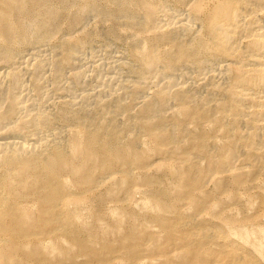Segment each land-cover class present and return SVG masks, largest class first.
I'll use <instances>...</instances> for the list:
<instances>
[{
	"label": "bare ground",
	"instance_id": "bare-ground-1",
	"mask_svg": "<svg viewBox=\"0 0 264 264\" xmlns=\"http://www.w3.org/2000/svg\"><path fill=\"white\" fill-rule=\"evenodd\" d=\"M150 1L0 0V264H264V192L239 200L264 168V0ZM92 18L109 24L92 31ZM123 30L132 79L123 55H81ZM207 48L226 63L207 69ZM198 75L225 79L204 85L219 100L195 95ZM49 106L75 122L69 138L42 130ZM110 106L151 155L138 134L121 143L118 115L97 121Z\"/></svg>",
	"mask_w": 264,
	"mask_h": 264
},
{
	"label": "rangeland",
	"instance_id": "rangeland-1",
	"mask_svg": "<svg viewBox=\"0 0 264 264\" xmlns=\"http://www.w3.org/2000/svg\"><path fill=\"white\" fill-rule=\"evenodd\" d=\"M147 1H150V0H147ZM152 1V0H151ZM150 1V2H151ZM164 4H166V9H169L170 8V10H176V11H178V12H180L181 11V9H182V11H183V7L182 6H180L178 3H176L174 0H164ZM170 6V7H169ZM169 7V8H168ZM181 11V12H182ZM96 19H94V18H92V19H89V23L87 24V25H89V26H87L88 28L90 27V29L92 28V31H96V30H98L96 27H94V26H99V27H101V30H104L105 28H107V25L109 24V22H100V21H96ZM96 23V24H95ZM193 23H194V25H196V28L198 29V34H199V32L201 33L202 32V20H201V18H197V20H194L193 21ZM198 25V26H197ZM105 27V28H104ZM94 28V29H93ZM125 32V33H124ZM135 33L134 32H132V31H130V30H123V32H122V37L121 38H116V37H114V38H112L111 36H107L106 34H99L98 33V35H97V33L94 35L95 37H93L92 39L93 40H91V41H88L89 43H87L86 45H85V47L83 48V50H82V53H81V55L83 56V57H85L86 56V58H88V57H92V55H96V56H100V57H102L103 56V58H105L106 57V55H108V56H120V57H122L121 55H123V57L122 58H124V61H126L125 62V64H126V66H120V71H119V75H121L122 77H126V76H128V77H130V76H132V77H130L131 79L133 78V77H135L134 76V70H136L137 68H138V66H139V61H137L138 59H136L137 57H133V48H132V44H133V42L135 41ZM100 35V36H99ZM133 35V36H132ZM148 35V34H147ZM201 35V34H200ZM99 36V37H98ZM130 36V37H129ZM201 36H204L203 34L201 35ZM110 37V38H109ZM128 37V38H127ZM112 38V39H111ZM116 38V39H115ZM114 39V40H113ZM208 46V45H207ZM111 53V54H110ZM85 54V55H84ZM92 54V55H91ZM104 54H105V56H104ZM81 56V57H82ZM88 56V57H87ZM82 57V58H83ZM135 58V59H134ZM203 58L204 59H206L208 62L210 61V63H204V65H206L205 67L207 68V67H211V68H215V67H217V66H219V65H217V64H219L220 63V65H222L223 63H224V61H225V59L226 58H224L223 57V55H220L219 53H217L215 50H209V48H207V49H203L202 50V53L201 54H198V60L200 59V60H203ZM220 59V60H219ZM205 60V61H206ZM73 61H75V60H73ZM204 61V62H205ZM169 62H171L172 63V66H179V62L177 61V60H170ZM223 62V63H222ZM212 63V64H211ZM225 63H226V61H225ZM224 63V64H225ZM212 66H211V65ZM214 64V65H213ZM208 69V68H207ZM205 71H206V69H205ZM90 73V72H89ZM205 73V72H204ZM208 74V73H207ZM207 74H205L206 76H207ZM199 77H198V81H200L201 82V84H200V82H198V90H195L194 91V93H195V95L197 96V95H199V96H201V95H206V92H208V94H210V93H212V91H213V93L215 92V99H214V101H216V100H219L220 99V97H221V95L220 94H218V93H216L217 91H214V90H211L212 89V86L211 85H206V86H204L206 83H208L209 81H211V80H213V79H208V78H206V80H202L201 79V77L203 76L204 77V75H198ZM202 77V78H203ZM216 79V80H215ZM213 81L216 83V84H218L217 82H220L219 84H221L224 80H222V78H221V80H220V78H215ZM69 80H72V78L71 79H68V83L70 82ZM208 81V82H207ZM217 81V82H216ZM222 81V82H221ZM72 82V81H71ZM203 83V84H202ZM91 84H94L93 82H91ZM224 82H223V86H224ZM204 86V88H203V86ZM202 87V88H201ZM78 92L80 91V90H77ZM219 97V98H218ZM112 106H113V104H112ZM112 106H110L112 109H110L112 112L110 113V114H107V115H105V116H103L102 114V116L103 117H100L101 115H96V116H99V118L98 117H96V119H97V121H102V122H104L105 120V123H112V122H110V121H108L109 120V117L112 115V114H114V111H115V108H113ZM51 108V110H49ZM54 109V110H53ZM60 109V107H52V106H49V108L48 107H46L45 108V111H46V113H48V114H52L51 115V117H53V116H56L57 114H59V110ZM114 109V110H113ZM118 109H120V108H118ZM122 109H120L119 111H117V114H115L116 115V118H118V116L120 117V121L118 122V123H116V124H114V125H116L117 126V128L118 129H120V130H124V132H125V134L124 135H122V136H124V137H122L121 138V143L122 144H125V142H128V141H130V139H129V137L131 138L133 135H137L138 134V136L136 137L137 139H140V143H139V140H136V142L140 145V147H141V149L142 150H144V151H146V154H149V155H151L152 154V150H150L151 148L149 147V145H148V141H147V137H145V135H141V133L138 131V130H134L133 128V131L131 130V128H126L125 126V128L123 127V125H124V123H123V121H125L124 120V117H125V115L129 112L128 110L127 111H125L124 110V112L123 111H121ZM48 111V112H47ZM122 113H121V112ZM119 112H120V114H119ZM57 113V114H56ZM171 113H173L172 112V110H169V111H167V115L169 116ZM106 114V113H105ZM115 115H112V116H115ZM118 115V116H117ZM106 116H108V119H107V117ZM111 116V117H112ZM110 117V118H111ZM55 118V119H54ZM103 118H106L105 120L103 119ZM53 121H51V123H49V126L48 125H46V127L45 128H42V130L43 131H49V130H51V129H56V130H58V129H63V131H65V134H66V139L67 138H69V136L71 135L69 132H71L72 133V131L73 130H75V127H76V125L74 124L75 122H71V121H62V119H60L58 116L57 117H53ZM101 119H103V120H101ZM122 119V120H121ZM121 122V123H120ZM123 123V124H122ZM66 124V125H65ZM60 125V126H59ZM75 125V126H74ZM189 126H190V129H192L193 128V124H189ZM58 127V128H57ZM61 127V128H60ZM65 127V128H64ZM121 127V128H120ZM48 128H51V129H48ZM127 131V132H126ZM132 131V132H131ZM138 132V133H137ZM132 135V136H131ZM124 138V139H123ZM126 138V139H125ZM124 140H126V141H124ZM180 140H183L182 142H181V144L182 145H184V142H185V140H186V138H180ZM147 141V142H146ZM178 141H179V139H178ZM66 142V141H65ZM146 143V144H145ZM68 143H64V146L66 147V145H67ZM149 147V148H148ZM151 151V152H150ZM155 158V157H154ZM153 158V160H152V162H154V161H158L156 158L154 159ZM240 158H242V157H240ZM172 160H176L174 157H172ZM156 163V162H155ZM154 168V167H153ZM153 168H151V177L154 179V180H158L159 179V181L161 182L160 184H159V186L161 187V186H163V187H165L166 185H168V183H170V178H169V176H165L164 174H162V172H161V170H158V169H156V168H154V170H153ZM256 175H258L257 177H255V179H253L252 178V180L249 182V184L247 185V184H245V185H242V186H240L239 187V195H240V197H239V200H244L245 199V195H247L248 193H251V194H260V193H262V192H264V168H262V169H260L258 172H256L255 173ZM136 175H137V172H136ZM256 175H253V176H256ZM157 178V179H156ZM111 182H108V184H110ZM252 184V185H251ZM138 187V185H136L135 187H134V192H133V195L131 196V198H130V204H126V205H128L129 206V208L130 209H132V210H134V208H136V206H139V205H141V202H143V193H142V190L141 189H139V188H137ZM140 187V186H139ZM143 188V187H142ZM249 189V190H248ZM144 190V189H143ZM207 190H209V191H212L213 190V184H208L207 185ZM140 191V192H139ZM247 193V194H246ZM122 195H123V193H121ZM120 193L118 194L119 196L118 197H122V195H121ZM141 194V195H140ZM117 195V194H116ZM121 195V196H120ZM219 196V199L220 200H223V201H231V194H229V193H225V194H219L218 195ZM123 202H125V200L124 201H119L118 203H117V205H119V204H122ZM112 204H113V202H111ZM111 203L109 202L108 204H110L111 205ZM82 207H80L79 208V210H82L81 209ZM135 213H137L138 215H141V212L140 211H136Z\"/></svg>",
	"mask_w": 264,
	"mask_h": 264
}]
</instances>
